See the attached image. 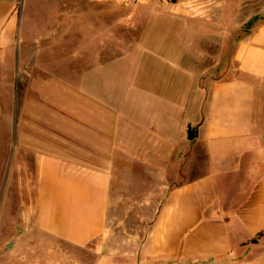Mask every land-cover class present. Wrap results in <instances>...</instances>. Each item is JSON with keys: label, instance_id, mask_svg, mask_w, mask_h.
<instances>
[{"label": "crops", "instance_id": "0c3cea01", "mask_svg": "<svg viewBox=\"0 0 264 264\" xmlns=\"http://www.w3.org/2000/svg\"><path fill=\"white\" fill-rule=\"evenodd\" d=\"M17 3L0 0V46L16 35ZM210 22L227 29L190 28L183 54L166 44L169 24L155 43L139 40L140 55L125 53L138 67H122L116 78L102 68L111 58L58 72L75 105L58 104L56 127L82 150H36L43 240L0 243V264H118L106 225L113 171L128 160L177 171L141 243L140 264H264V21L244 38L239 23ZM224 61L233 68L216 77Z\"/></svg>", "mask_w": 264, "mask_h": 264}, {"label": "rangeland", "instance_id": "374dc122", "mask_svg": "<svg viewBox=\"0 0 264 264\" xmlns=\"http://www.w3.org/2000/svg\"><path fill=\"white\" fill-rule=\"evenodd\" d=\"M17 16L14 40L0 46L1 244L43 240L36 230V150L62 147L76 156L81 153L79 143L56 127L62 115L58 104L75 105L60 89L58 72L63 67L71 70L89 60L98 65L100 59L108 63L111 58L116 62H105L102 68L114 78L121 76L122 67H138L133 56L131 62V56L126 57L130 52L140 55L139 40L155 43L167 24L165 41L176 55L186 53L190 28H223L206 21L239 23L235 30L244 38L253 25L264 21V0H18ZM89 51L97 52V60L77 57ZM232 68L224 61L223 70L214 75L226 77ZM212 74L208 71L204 78ZM63 125L74 134L81 132L70 122ZM161 165L119 161L113 171L106 228L118 249V264H140L141 243L177 181V171L158 168Z\"/></svg>", "mask_w": 264, "mask_h": 264}, {"label": "water", "instance_id": "95a60500", "mask_svg": "<svg viewBox=\"0 0 264 264\" xmlns=\"http://www.w3.org/2000/svg\"><path fill=\"white\" fill-rule=\"evenodd\" d=\"M196 132H197V129L195 127L190 126L189 129H188V138L189 139H194L195 136H196ZM12 243H13V241H11L8 246L9 247H13Z\"/></svg>", "mask_w": 264, "mask_h": 264}, {"label": "trees", "instance_id": "16d2710c", "mask_svg": "<svg viewBox=\"0 0 264 264\" xmlns=\"http://www.w3.org/2000/svg\"><path fill=\"white\" fill-rule=\"evenodd\" d=\"M254 240H256V239H254Z\"/></svg>", "mask_w": 264, "mask_h": 264}]
</instances>
